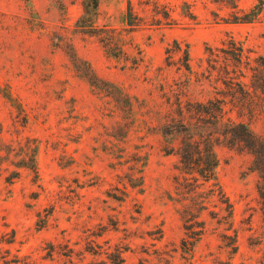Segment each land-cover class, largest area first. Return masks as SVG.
<instances>
[{"label":"rangeland","instance_id":"374dc122","mask_svg":"<svg viewBox=\"0 0 264 264\" xmlns=\"http://www.w3.org/2000/svg\"><path fill=\"white\" fill-rule=\"evenodd\" d=\"M236 1L245 12L260 3ZM232 3L100 0V24L124 39L116 58L80 31L81 0H0V86L29 115L1 89L0 123L14 152L26 137L39 148L38 176L24 168L13 183L10 171L0 176V264H264L252 156L216 146L218 184L234 210L229 229L225 197L186 172L181 137L163 125L170 100H205L223 86L204 77L230 36L251 59L264 56V11L233 22ZM85 61L107 82L81 77ZM253 126L264 131V119Z\"/></svg>","mask_w":264,"mask_h":264},{"label":"trees","instance_id":"16d2710c","mask_svg":"<svg viewBox=\"0 0 264 264\" xmlns=\"http://www.w3.org/2000/svg\"><path fill=\"white\" fill-rule=\"evenodd\" d=\"M250 12H245L233 0V8L238 11L232 14L233 22H253L261 18L264 11V0H259ZM83 14L80 16L77 26L91 37H95L104 48V51L113 57L121 58L125 54L123 36L112 28L100 24V0H81ZM136 22H128L130 26H136ZM220 50L223 56L215 54V64H211L210 75L204 77L211 81L223 84L215 86L213 97L205 100L185 99L179 95L176 101L171 102L170 109L164 118L163 125L172 126L173 132L181 137L177 153L180 162L187 173L193 175L201 185L210 184L212 197L225 193L220 190L217 177L218 155L216 146L224 143L239 152H246L252 156L251 171L258 174L257 191L260 197L261 209L264 219V131H257L253 124L264 119V56L255 59L246 53L242 43L230 36L228 43H224ZM185 63L188 71H191L189 48H185ZM76 62H82L74 56ZM213 61V60H212ZM85 68L80 70L81 77L85 78L92 86H100L106 80L100 78L87 61L83 62ZM218 63V64H217ZM107 82V81H106ZM219 84V85H220ZM197 87L204 92V83L198 80ZM3 97L12 107L16 108L23 119H29L27 110L21 100L14 96L11 87L2 88ZM199 93V92H198ZM125 96L129 98L126 93ZM129 104L131 102L126 99ZM236 114L234 116L233 114ZM4 126L0 123V176L5 171H10L7 177L8 183H13L21 175V168L31 170L38 176L37 156L38 145L32 143V138L26 137L18 141L20 153L14 152L15 140L6 141ZM35 145V146H34ZM7 163V164H6ZM10 165L15 168L10 170ZM219 186V188H217ZM198 188H201L198 186ZM219 189V194L217 191ZM225 203L226 222L229 229L233 228V206L228 198L221 200ZM228 242L236 252V237Z\"/></svg>","mask_w":264,"mask_h":264}]
</instances>
